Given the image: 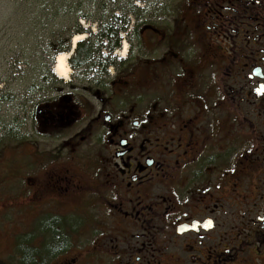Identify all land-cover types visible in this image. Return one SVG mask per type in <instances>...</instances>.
I'll list each match as a JSON object with an SVG mask.
<instances>
[{
    "label": "flooded vegetation",
    "instance_id": "obj_1",
    "mask_svg": "<svg viewBox=\"0 0 264 264\" xmlns=\"http://www.w3.org/2000/svg\"><path fill=\"white\" fill-rule=\"evenodd\" d=\"M143 2L74 26L68 83L42 82L33 124L59 153H35L28 177L44 200L23 228L39 220L44 239L20 243L27 264H228L214 233L234 232L264 175V0Z\"/></svg>",
    "mask_w": 264,
    "mask_h": 264
},
{
    "label": "rangeland",
    "instance_id": "obj_2",
    "mask_svg": "<svg viewBox=\"0 0 264 264\" xmlns=\"http://www.w3.org/2000/svg\"><path fill=\"white\" fill-rule=\"evenodd\" d=\"M143 1L152 2V12L159 11L160 7L165 8V0H134V7L143 5ZM94 2L0 0V264L26 263L19 250L20 243L27 240L28 248L34 249L39 245L40 238L44 239L39 233V220L33 221L31 228H23L29 225L31 218L34 220L41 217L39 210L42 207L41 201L44 200L34 196L29 187L33 177L29 181L28 177L34 176L39 164L35 153H38L41 161H54L51 152H58L59 148L50 147L52 144L41 141V136L35 131L33 124V105L44 86L42 82H61L63 85L68 83L69 79H59L53 72L55 60L60 53L71 55L67 52H57V41L73 32V18L77 15L79 26L84 30L89 27L90 21L81 16L88 15L87 10ZM105 15L107 13L102 16ZM115 15L122 17L124 12L115 10ZM129 15L127 14V17ZM82 20L84 24H81ZM91 22L96 24V21ZM62 31L67 32L62 34ZM72 41L73 38L71 48ZM69 62L70 59L68 66ZM31 147H34L36 152ZM63 156L66 160L69 157L68 153ZM251 167L264 173L262 162H254ZM262 177L259 181L257 175H251L247 193L251 212L240 216L234 211L233 219L238 225L234 232L214 233L218 242L220 240V246L224 245L232 250L227 254L228 264H264V175ZM80 213L87 216L83 210ZM243 218L247 219V223L241 227ZM24 231L25 235L22 237ZM92 234L100 241L115 240L118 237L116 233L101 230ZM49 245L51 240L44 246ZM236 249L238 253L234 255L233 251ZM79 251L83 250H75L66 256L46 260L42 264H61L76 256ZM94 257L88 256L85 260L91 263L101 259L100 255Z\"/></svg>",
    "mask_w": 264,
    "mask_h": 264
},
{
    "label": "trees",
    "instance_id": "obj_3",
    "mask_svg": "<svg viewBox=\"0 0 264 264\" xmlns=\"http://www.w3.org/2000/svg\"><path fill=\"white\" fill-rule=\"evenodd\" d=\"M91 1V0H90ZM92 1H95L93 5H90V7L88 8V15L85 16H81L82 18H92V17H101L103 15V13H105L106 11H108V9H113V11H117V10H120V6L121 5H125V6H132L133 5V2L134 0H115L114 2H118V4L121 2V4L119 6H117V8L119 9H116L115 6H111V7H108V6H101L98 4V2H101V1H111V0H92ZM87 3L89 4V1H87ZM79 16L77 15L76 18H73L75 20V27H77L78 29L80 30H83L79 24H78V18ZM64 33H66L67 31H62ZM70 38H71V35L70 34H66L64 37H61L59 38L60 41H57V45L59 46L57 52H63V51H66L69 47V42H70ZM3 264H6V263H3Z\"/></svg>",
    "mask_w": 264,
    "mask_h": 264
},
{
    "label": "bare ground",
    "instance_id": "obj_4",
    "mask_svg": "<svg viewBox=\"0 0 264 264\" xmlns=\"http://www.w3.org/2000/svg\"><path fill=\"white\" fill-rule=\"evenodd\" d=\"M74 37V36H72ZM85 40V35L76 36L73 39V47L75 48L79 43H83ZM69 53V52H68ZM123 53V52H122ZM72 54V53H71ZM71 55L61 54L57 56L55 60V66L53 68L54 74L62 80H68L70 75V68L68 66V61Z\"/></svg>",
    "mask_w": 264,
    "mask_h": 264
}]
</instances>
